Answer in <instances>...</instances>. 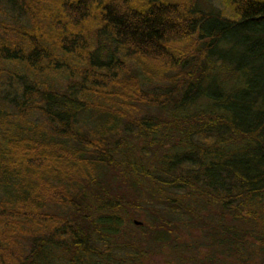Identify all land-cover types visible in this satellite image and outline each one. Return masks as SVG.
<instances>
[{"label": "trees", "instance_id": "16d2710c", "mask_svg": "<svg viewBox=\"0 0 264 264\" xmlns=\"http://www.w3.org/2000/svg\"><path fill=\"white\" fill-rule=\"evenodd\" d=\"M218 1L0 0V264H264V0Z\"/></svg>", "mask_w": 264, "mask_h": 264}, {"label": "rangeland", "instance_id": "374dc122", "mask_svg": "<svg viewBox=\"0 0 264 264\" xmlns=\"http://www.w3.org/2000/svg\"><path fill=\"white\" fill-rule=\"evenodd\" d=\"M205 2L214 5L215 7H220V2L218 0H205ZM181 256H183L182 252H179Z\"/></svg>", "mask_w": 264, "mask_h": 264}, {"label": "water", "instance_id": "95a60500", "mask_svg": "<svg viewBox=\"0 0 264 264\" xmlns=\"http://www.w3.org/2000/svg\"><path fill=\"white\" fill-rule=\"evenodd\" d=\"M136 222V221H135Z\"/></svg>", "mask_w": 264, "mask_h": 264}]
</instances>
